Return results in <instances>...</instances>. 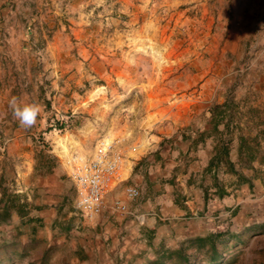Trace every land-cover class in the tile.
<instances>
[{
  "label": "rangeland",
  "instance_id": "1",
  "mask_svg": "<svg viewBox=\"0 0 264 264\" xmlns=\"http://www.w3.org/2000/svg\"><path fill=\"white\" fill-rule=\"evenodd\" d=\"M12 1L0 20V171L14 187L18 170L32 160L37 165L43 151L69 188L60 166L64 157L71 151L90 153L105 137L126 159L139 163L136 178L145 171L146 177L170 179L173 165L186 163L173 144L181 143L182 131L204 125L200 117L184 113L191 104L187 98L201 92L220 103L239 75L235 100L264 104V0ZM32 11L38 21L28 36L25 24ZM13 99L19 106H40L33 126L19 123ZM68 117L78 125L55 128ZM242 172L261 177L259 189L235 194L241 199L235 217L221 200L215 201V216L196 214L201 233L225 231L233 218L232 232L241 235L264 225V168ZM219 178L229 187L230 178ZM233 200L228 197L226 203ZM29 227L17 235L15 225H0V243L24 244L32 235ZM55 232L36 231L40 249L54 248L59 264H79L71 262L75 252L59 244ZM241 239L243 244L231 251V264H264V228Z\"/></svg>",
  "mask_w": 264,
  "mask_h": 264
},
{
  "label": "crops",
  "instance_id": "2",
  "mask_svg": "<svg viewBox=\"0 0 264 264\" xmlns=\"http://www.w3.org/2000/svg\"><path fill=\"white\" fill-rule=\"evenodd\" d=\"M6 2L8 0H0V18L6 12ZM194 97V99L187 98L191 104L184 113L189 112L194 117H200L212 104L214 97L201 92ZM203 127L208 126L204 123ZM215 143L212 136L191 149L188 143L175 142L173 146L176 145L178 159L182 161L184 159L186 163L181 167L178 160L173 165L170 179H164L159 175L146 177L145 171L142 172V178H136L135 173L139 163L135 164L134 161L126 159L127 170L124 181L103 196L104 209L94 222L83 219L75 209V188L66 176L62 162L60 166L70 184L69 188H66L57 177L54 169L49 173L41 172L36 175L37 165L32 160L28 167H22L24 170H18L19 179L16 180L17 187H15L16 192L25 197L32 206L29 224L17 216H13L7 224L15 225L19 232L27 226H30V231L35 229L34 234L38 229L43 228L52 230L53 234L58 231L57 234L62 239L59 244L69 246L75 252V257L71 261L73 263L149 264L154 260L156 250L175 248L179 243L176 241L178 238L183 240L208 233V231L201 233V229H196L194 221L196 214L200 217L207 215L212 217L219 209V205L215 204L217 199L204 202L199 185L202 170L213 155ZM159 156L160 154H157L155 158L159 159ZM189 157L192 159L189 160ZM189 161L192 169L188 170ZM37 176L38 182L34 184L32 180ZM260 179L259 176L256 180L251 178L250 185L241 186L238 193L244 196L250 190L255 192L261 185ZM129 187L139 191L138 197L126 196L125 190ZM235 194L228 197L232 200L236 198V203H233L234 200L232 203H226L228 197L221 200L225 210L234 217L241 200ZM116 202L124 206L123 212L115 209ZM231 221L230 232L235 225L234 218ZM29 239L23 245H26ZM46 247L50 246L46 245Z\"/></svg>",
  "mask_w": 264,
  "mask_h": 264
},
{
  "label": "trees",
  "instance_id": "3",
  "mask_svg": "<svg viewBox=\"0 0 264 264\" xmlns=\"http://www.w3.org/2000/svg\"><path fill=\"white\" fill-rule=\"evenodd\" d=\"M12 4L13 1L8 0L5 6L13 8ZM239 5H244L243 1ZM245 13L246 9L243 10V14ZM37 21L38 15L32 11L25 24L28 36L32 35V27ZM2 29L0 26V38ZM238 76L232 85L223 91L222 102L212 103L201 114V121L208 127L200 125L195 130L183 131L180 136L183 143H188L189 149L195 148L211 136L216 141L213 155L202 170L199 184L205 203L213 199L222 200L238 192L241 186L250 185L251 178L246 177L243 170L254 172L256 166L264 168V104L253 105L247 99L235 100L234 90L239 85ZM46 104L50 106L49 101ZM76 125L78 122L72 123V117H68V121L56 123L55 128L63 130ZM233 143L236 153L235 161L230 158ZM163 145L164 143L161 142L160 146ZM47 158L49 156L44 155L42 151L36 167L38 171L49 173L52 170ZM219 176L230 178L229 187ZM207 177L210 180L209 184L205 183ZM31 210L32 206L25 197L16 192L13 183L6 179L5 172L1 169L0 225L10 222L13 216L29 224ZM262 228H264L262 224L248 227L243 235L249 232H260ZM34 232L35 229H31L32 236L26 245L21 244L17 239L1 242L0 264H16L23 260H27V264H59L58 260L54 259L55 249L46 246L40 249L42 243L34 238ZM17 235H20V232ZM243 235L227 229L208 232L203 236L188 237L179 242L175 248L156 250L154 260L149 264H231L234 261L231 251L243 244L241 239Z\"/></svg>",
  "mask_w": 264,
  "mask_h": 264
},
{
  "label": "built area",
  "instance_id": "4",
  "mask_svg": "<svg viewBox=\"0 0 264 264\" xmlns=\"http://www.w3.org/2000/svg\"><path fill=\"white\" fill-rule=\"evenodd\" d=\"M62 167L75 188V209L85 220L94 222L104 209L103 196L126 177V158L115 148L109 137L97 142L90 153L69 152L63 159ZM128 198H136L135 188L125 190ZM115 209L125 210L120 203Z\"/></svg>",
  "mask_w": 264,
  "mask_h": 264
},
{
  "label": "clouds",
  "instance_id": "5",
  "mask_svg": "<svg viewBox=\"0 0 264 264\" xmlns=\"http://www.w3.org/2000/svg\"><path fill=\"white\" fill-rule=\"evenodd\" d=\"M13 106V114L24 127H31L36 123L37 116L41 112L39 105L25 104L19 106L15 99L10 101Z\"/></svg>",
  "mask_w": 264,
  "mask_h": 264
}]
</instances>
